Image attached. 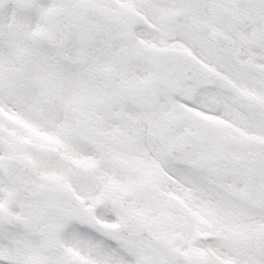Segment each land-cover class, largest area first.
Masks as SVG:
<instances>
[{
  "label": "snow or ice",
  "instance_id": "6c2138e0",
  "mask_svg": "<svg viewBox=\"0 0 264 264\" xmlns=\"http://www.w3.org/2000/svg\"><path fill=\"white\" fill-rule=\"evenodd\" d=\"M0 264H264V0H0Z\"/></svg>",
  "mask_w": 264,
  "mask_h": 264
}]
</instances>
